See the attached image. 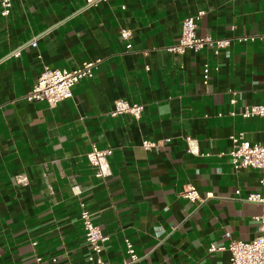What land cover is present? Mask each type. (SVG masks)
<instances>
[{
  "label": "crops",
  "instance_id": "crops-1",
  "mask_svg": "<svg viewBox=\"0 0 264 264\" xmlns=\"http://www.w3.org/2000/svg\"><path fill=\"white\" fill-rule=\"evenodd\" d=\"M201 10L196 34L229 44L171 51L182 20ZM263 32L264 0H12L0 13V264H31L35 254L93 264L83 208L109 236L107 261H130L128 239L138 256L130 264H230L228 250L210 245L227 244L225 233L252 240L262 212L246 200L262 190V171L235 169L223 152L239 133L264 141V118L241 115L264 104V40H239ZM95 59L70 98H24L45 65ZM119 98L143 104L141 116H112ZM145 139L158 145L145 149ZM92 145L113 149L102 176ZM187 184L202 200L180 195Z\"/></svg>",
  "mask_w": 264,
  "mask_h": 264
},
{
  "label": "built area",
  "instance_id": "built-area-1",
  "mask_svg": "<svg viewBox=\"0 0 264 264\" xmlns=\"http://www.w3.org/2000/svg\"><path fill=\"white\" fill-rule=\"evenodd\" d=\"M89 1L92 2L94 0ZM11 6L12 0H0V13L7 15L10 12ZM203 14L204 11L201 10L182 20L180 40L177 44L169 48L171 51L184 53L187 49L200 51L202 49L212 48L215 52H218L219 48L229 44L230 40L226 38H215L211 35L198 36L196 34L198 21ZM121 35L127 38L130 36V32L127 29H123ZM256 38L264 40V32L257 36H243L239 40H255ZM29 44L36 46L37 41L32 40ZM12 54L18 56L20 54V48ZM100 63L101 59L87 60L73 69L45 65L37 81L24 98L30 102H45L50 106H55L61 100L72 96L73 88L80 80L93 77ZM208 72L209 67L206 66L204 68L205 80L208 78ZM143 109L144 105L141 103H129L125 99L119 98L115 101L111 115L131 114L139 118ZM241 115L246 118H264V104L244 106ZM230 139L231 148L227 152H223V154L228 155L233 167L239 169L251 166L262 171V177L259 180V185L262 190L252 192L246 197V200L262 205V212L253 216L254 221L258 224V234L252 240L245 241L231 239L229 233H225L224 236L228 238V243L222 245L211 244L209 251L228 250L230 252V264H264V141L252 143L245 139L242 133L232 135ZM157 145L158 143L155 140L145 139L142 141V146L145 149L155 148ZM187 145L189 152L194 153L197 150L195 139L187 138ZM112 153V148H99L96 145H92L87 157L89 162L95 167L97 176H102L103 170L108 164V157ZM235 193L239 195L240 190H235ZM180 195L192 202L202 200L200 192L192 184L184 186ZM212 196L213 193L211 192L206 194V197ZM80 218L85 240L91 248L88 256L90 262L93 264H130L138 259L132 242L126 239L125 243L130 261L124 260L120 263H114L105 260L102 257L103 244L109 239V236L102 232L101 227L94 222L92 214L87 209H82ZM156 232L157 234L160 232L158 227H156ZM52 260L55 261V258ZM31 264H45V260L42 256L35 254V258Z\"/></svg>",
  "mask_w": 264,
  "mask_h": 264
}]
</instances>
